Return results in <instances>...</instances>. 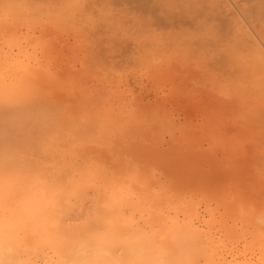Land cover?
I'll return each instance as SVG.
<instances>
[{
  "label": "bare ground",
  "instance_id": "obj_1",
  "mask_svg": "<svg viewBox=\"0 0 264 264\" xmlns=\"http://www.w3.org/2000/svg\"><path fill=\"white\" fill-rule=\"evenodd\" d=\"M95 1L96 0H75L73 2L71 1L72 3H70V0H66V1L65 0H0V264H264V257L261 256V253L262 255L264 254L263 249L260 252V254H258L259 257L258 256L256 257V252L258 251L255 250V253H254V250L252 249L254 246L253 245L254 239L256 240L255 242H258V244L254 243L255 244L254 247L258 249L261 248V245H262L261 243L263 240L261 242L259 241L264 236L263 234H261L263 233L262 231H264V225H262L264 224V205H263L264 203L263 201H261L263 204L257 202L258 200L260 199L262 200L263 198L262 196H258L260 197V199L256 197L258 193H260L259 195H264V194H261V193H264V188L262 185L263 181L259 180V179H264L263 178L264 176V150H262V147H259L260 150L257 148L254 151L255 153L256 151H258V153L260 151V154H259V156L261 155L260 157L258 156L257 153L255 154L257 161L254 159V157H252V160L250 161L246 159H240L241 157L240 158L237 157L238 155L236 154L237 150L232 148L233 147L231 146L232 143L229 145L230 141L232 142L231 138L237 135L235 136L232 135L231 137L228 132L229 134L228 136H230V138H228V144L227 142L225 143L224 141H223L224 143L221 142L220 139L218 140L213 136L210 138L211 140L212 139L213 140L209 142L210 148L208 151L198 150L201 147L195 149V147L193 146L189 147L184 144L183 145L185 147L181 144L183 148H180V147L176 148L177 145L174 146L175 147L174 148L173 145H175L176 140H178L177 137H176L177 139L175 140V142L173 141L174 144L171 143L173 148H170L171 149L170 151L168 150L170 153V156L172 157L173 155L177 157L181 156V159L184 162L188 163V164L185 163L187 167L189 168L188 170L193 169V167H191L192 166L191 162L189 163L188 160H191L195 164V166H198V167H201V166L208 167L209 166V169H207V171L198 172L196 170L195 171L192 170L193 171L192 174L193 175L200 174V176L203 175L204 177L203 180L210 179L216 176L223 181H227L226 183H228L231 186L230 188L232 189L231 190L232 194L230 193V195L228 196L231 198L230 201L232 200L233 203H235L234 200L236 201L238 199L237 202L242 203V205H240V209L242 210L243 208V210H245L244 213L248 210L251 212L252 209H255L253 210L254 215H252L254 216L255 221L253 220L254 218L252 219L250 218V216L248 220L252 219V221H254L255 226H256V223H258L257 225L260 231L257 229L258 227L256 228L254 227V225L252 226L249 225V226L252 228H255V231L256 229L257 231H259V232L256 231L257 233L255 231L253 232V229L251 228L250 230L253 233H256V234L260 233L261 235H259V237L257 235L256 238H254L253 236L255 234L250 235L251 238L253 237L252 238L253 241L251 240V238H249V240H251L252 242V247H250L251 242H248L249 240H246V239H245L246 242L244 240L245 245L243 243L241 245H238L239 240L241 241L242 237L244 238L245 236L244 234L248 233L247 231H245V229H247L246 226H248L246 224L247 222L251 221V220L247 221L245 219L247 218V215H244V213L242 215L241 210L239 209L240 217L242 215V218L240 219V221L246 220L247 222L245 221L246 224L240 222L241 225H239V227L237 224H235V222L239 221V220L237 221L234 220L236 218H239L238 217L239 213L237 211L239 206L236 210L234 209L236 208L235 205H234V208L228 207L227 204L229 202L225 204V206L224 204L223 205L221 204L223 206L221 207V209L222 208L223 209L221 212H219V214L220 216L224 214L222 216L223 218H225L224 216H226L227 217L226 219L228 218L230 219L235 213L234 215L236 218L233 219L232 217L230 219V220L233 219L235 221L234 225L232 221L230 225L237 226V228L239 229H240V226H242L243 228L240 230L241 232H243V234H241L242 236L240 235L239 232H238V235H236L237 231H235V229L238 230L236 227L229 226V223L227 222L229 219L228 220L225 219V221H223V219L220 217L219 219H216V220L223 221V223L222 222L221 223L223 224L224 227H225L224 224L228 223L227 226L229 228L227 226H226L227 228L226 227L225 228L226 230L229 229L230 231L229 233L228 231L223 232V237L225 236V238H222L221 234L215 237L217 233L212 228L215 225L214 223L212 225L211 219L205 218L206 219L205 222L207 220L211 222V225H210L211 227L208 226L207 228L200 227L198 226L199 223L198 225H196L193 221L194 220L193 218L194 217L196 218V213H199L197 212L196 208L198 207V204L200 206V202H201V201H198V204L196 205L195 201L197 202V198L195 195H194L196 198L195 201H192V199H190L192 202L186 201L188 197H190L191 195L193 196L192 194L193 191L191 193V191L189 190L188 193H191V194L190 195L188 194L189 195L188 196L186 192L187 190L183 192L182 186H181L182 191H180V193L178 192L176 193L174 190L172 189L170 190L168 187H167L168 189L164 188L166 187L165 184L167 185V183H165V180L169 179L171 181L172 179V178H168L170 176L168 175V173H167V178L164 177L166 176V174H164L163 176L164 179H162V181L159 180V182L156 181L157 183L155 184L158 186H163L165 190H163L162 187H158V189L161 188L162 191H164L163 193H160L162 191L158 192L159 190L157 191L156 188L154 190V187L152 185L153 182L152 183L149 182L150 180L148 179L149 178L148 174L151 172V170L153 171L155 170L154 168L155 166L152 167L155 164L152 165L153 161L150 159V156L153 155L154 158L159 157L160 159L165 158V157L161 156L163 153L161 155L159 154L160 152H158V149H156L155 144H154L155 145L154 147L146 146L148 145V143L145 142L146 141L145 134L150 133V137H151V131L152 132L155 131L156 128H159L160 126H164V125L167 126L168 123H166V121H167L168 116H166L165 114L162 115L163 113L161 114L158 113V110L157 111L155 110L158 115L155 113V111L153 112L151 111V113H155L156 115L154 114L151 115L150 113H147V111H145V109L142 108L141 106L140 107L142 108V114H141L140 107H139L140 109L136 112L137 114L133 113L135 112V108L132 107L131 104L129 106L130 108L132 107L134 110L133 109L129 110L130 108L128 107L130 100L127 102V105L122 104V106L119 107L118 109L117 107L119 105L117 103H121L122 100L124 99L122 96H121L122 100L121 101L119 100L120 102L115 101L111 96H108L112 98V100L110 99L111 104L113 102H116L115 104L118 105L116 107V109H118V111L116 110L117 113L115 111L114 113L112 112L114 110L113 107L115 108V105L112 104L113 107L110 108L111 104L108 100L109 99L108 97H107L108 99H106L108 101H105V97L103 98L104 101H101L102 104L100 103V101H99V104H97L98 102L97 101L95 102L96 99L95 100L92 99L93 100L92 105H94V107L90 106L91 108L90 107L87 108L88 105H91V104L86 105L87 103H89V99L88 101H86L87 98L84 97V95H87V92L84 91L85 94L84 92L81 93V91L78 92V94L79 93L82 94V95L79 94V98L81 96L82 100L83 101L85 100L83 102L82 100L79 101L80 99L78 98L77 91L73 89L76 91V94H75L74 91L71 90L75 86L73 85L75 83H72L71 80H73V77L76 75H72L70 72L69 73L72 76L70 74L68 75L67 71H69V69L59 66L58 64H57L58 67L57 65L54 66L57 68V69L54 68L56 69V71H53L54 69L52 70L51 66L49 67L50 65L49 64L50 63L49 54L51 53L50 51L51 45L48 39V36H49L48 34L49 32L52 31L54 27H56L57 29L60 28V27H57L58 23L60 24L68 23L70 27L68 26L69 28H66V29L70 30L72 28L71 31H72V34L74 32V37L76 33V35L78 34L79 36H82V35H86L88 37L91 36L93 37L92 40H95L94 37H98V38H101L100 36L103 37V34H105L104 39L107 40L108 38H105V37H107L109 32L113 33V29H114V33L111 34L112 37L108 36L109 40L107 41L109 42L104 43L106 44L107 51H109L107 44L110 43L111 41L114 43L113 39L115 40V38H116L115 41H117L116 43H118V40L120 38L123 39L122 36L126 34L124 31H122L123 27H125L124 23H126V21L128 20H130L131 22L132 20L136 19L135 17L140 18L141 13H142L140 9L142 10L144 9V11H145V8L150 9V5L148 4L149 7L147 8V5H145V3L144 4L142 3L144 5V8H142L143 6L142 7L139 6L140 7L139 9L138 5H140L139 3L141 2L137 0H134V1L133 0H129V1L128 0L126 1L118 0L120 2L122 1V4L124 2V6L118 10L108 6L109 4L112 5L111 3L112 0H109L108 3L104 4V6H100V3L102 4V2L100 3L98 2L99 6L97 8L95 6L96 4ZM132 1L133 3L134 2H139V3L131 4ZM141 1L143 2V0ZM147 1L149 2V0ZM166 1L167 0H165V2ZM237 1L239 0H209V1L206 0L204 1V4L207 2L205 6L202 4L203 2L202 0L201 4L203 6L201 8L205 16H207L206 17L207 19L209 16L210 19L208 20L211 21V18H212L213 20L218 19L219 22L220 21L223 22V26L217 29L215 28L216 29L215 31L219 29H222L223 31L225 29L223 32L224 35H227L225 34V31L228 32L229 30L231 32V33L228 32L230 34V36H228L230 37V39L228 38L230 41H228L227 38L225 39V36L222 37L223 36V34L221 33L222 31L221 32L218 31V34L220 32L221 34L219 35H222L221 36L222 40L218 39V41L224 42L223 39H225V42L224 43L222 42L220 44L217 41V43H219V47L216 48V51L223 47L222 49H220V52L222 53L221 50H223V52L225 51V53L229 55L231 50L235 49L233 46L237 47L238 45H240L237 42H241L242 46H240V48L243 47V49L246 50L245 51L246 54H244L245 52L243 54L242 53L236 54L237 52L234 51L236 52L234 54L235 55L234 61L235 63L236 62L237 63L235 64V67L232 64V66L234 67L233 70H235V68L236 69L240 68L238 66L241 62L238 63V61H240L238 60V58L241 56L242 63L245 62L244 66L246 65L245 66L246 68L243 67L244 68L243 70H244V73L247 72V74L243 76L241 75L242 77L241 76L240 77L242 79L239 77V80L240 81L243 80L241 81V83L247 84V86L250 87L249 88L250 90L249 89L247 90L249 91L248 95L250 93H254L255 91L257 92L258 90V92L260 93L259 97L257 96L255 98L257 99L259 98L258 101L261 99L263 102L264 97L262 98L260 97L264 95L263 94L264 87H261L264 85V82H263L264 80H262V78L264 77V37H263L264 35L262 36L261 35L262 32H260L261 33L260 34L257 31L259 30L257 24L255 22L252 23V20H253L252 18L258 15L255 11L256 8H253V7L255 6L258 9L259 3L256 6L255 4L257 2L255 3L251 0L254 3L253 4L254 6L252 5L253 7L251 8L250 6L249 8H251V10L255 9L254 10L255 14L253 13V11H249V12L246 11L248 12L247 14L243 12V10H245L244 6L246 3L241 1V3L242 2L244 3V5L242 3V6H243V10H242V8L240 7L241 3L237 4ZM67 2L69 4H67ZM129 2L131 5L129 4ZM262 2L263 0L260 3ZM62 3H66V4H62ZM126 4L130 5L129 7H131L132 5H135L134 7L132 6L131 8L135 9L136 7H138L137 11H140V13L139 12L134 13L135 10L134 11L127 10L130 8H128ZM189 5L187 4V6ZM248 6L249 4L246 5V7ZM261 6L263 7V5ZM166 12L168 13L167 16L170 15V17H173L171 16V11H166ZM250 12H252V15H254L252 16V18H251ZM163 14L161 15L162 20L164 18L163 16H166L165 13ZM146 18L147 17L145 15V18H144L145 21H143L142 19L141 20L142 22L136 21V23H134V26H130L132 27L130 28L131 32L132 30H134L133 31L134 33L137 30V33H140L142 30L146 28L147 24H148L147 25L148 28H146L145 30L149 29L150 28L149 26L151 25V24L149 25V23H152L151 20L154 22L155 21L159 22V20L157 21V19L159 18L158 16L156 19H154L155 17L154 18L149 17L151 20L149 19V22L145 25L144 23L148 21V19ZM167 18L165 19L166 20L170 19V18L168 19ZM255 19L253 21H255ZM162 20L160 22H162ZM170 21L171 20H169L168 23ZM165 22L166 21H164V23ZM142 23L145 25L144 27ZM53 24H56V25L53 26ZM219 24H217V26ZM252 24L254 25L256 24L255 26H257V30H256V27ZM51 26H53L52 29H50ZM120 26H123V27H120ZM139 28L140 29L143 28V29L140 30ZM117 30L118 31L120 30L118 34H117ZM138 30L140 31L138 32ZM149 30L151 31V29ZM121 31H122V34H121ZM53 32H54V29H53ZM114 34L116 36L115 38H113ZM119 34H121V37H119L120 36ZM131 34L132 33H130V35ZM143 34L145 35L146 33H143ZM143 34H136L135 32L132 36L135 39L134 37L135 35H137V38H139L138 35L142 36ZM86 36H85V39L88 38ZM127 36L128 35L126 34V39H128ZM216 36H213V37L215 38ZM91 37L89 38L91 39ZM130 38L131 36L129 37V39ZM217 38H220V36H218ZM217 38H215V42L214 41L212 42L214 43L213 45H215ZM122 39H120L119 42H122L121 41ZM152 39L153 41H155V39H159V38L153 36L151 40L150 39L149 40L152 42ZM209 39L210 38H208V41L206 42L209 43V41H212L213 38L210 40ZM236 39H239L240 41ZM140 40H141L140 38L138 41L137 39L133 40L132 45L134 47L137 46V51L140 50V48H142L141 46L147 45L146 43L145 45L144 42L142 41L140 42ZM231 40L233 42L235 41L237 42L233 43L231 42ZM95 41H92V42H95ZM123 41H126V40H123ZM156 41L159 42L160 40H156ZM92 42H91V45H93ZM112 42L111 44H113ZM154 43L152 42V44L155 46ZM227 43L230 44V46H228ZM95 44H96L95 46H98L96 42ZM120 44L122 43H118V45L113 44V48L115 50L121 49L122 47ZM123 44H125V42H123ZM222 44H224V46H222ZM100 45L101 44L99 42V46H98L99 49H97L98 47L97 48L94 47V48L100 51L101 47L104 46L102 45L100 47ZM225 45H227V47ZM29 46L31 47V51H29ZM115 46L116 47L120 46L121 48L118 49L117 47L116 49ZM147 46H150V45H147ZM92 47L93 46L89 48V45H88L86 50H88V48L89 50L90 49L93 50L94 48ZM54 49H57V48H54ZM124 49L126 48L124 47ZM211 49L214 50L213 47ZM225 49L228 50V52ZM141 50H143V48ZM147 50H149V47ZM153 50L156 53V49L154 48ZM159 50L161 51L160 48H158V51ZM98 51H96L95 55L91 53L89 54V52L91 51H88V52L86 51V53L93 56L95 59V56L97 55ZM209 52L214 53L213 51H209ZM209 52L208 54H210ZM144 54H147L146 57L149 56L148 53H144ZM160 55H161V52H160ZM226 56L227 55H225V57ZM230 56H231V53H230ZM236 56H237V60H236ZM150 57L148 58L150 59L149 60L150 63L149 61H147V63L150 65L151 64L153 65L151 61L154 60L155 57L152 60ZM221 57L223 58V55ZM170 58H172V55ZM168 61L169 60H167V62ZM158 64L159 62L156 63V68L159 69V66L161 65L160 70H163L164 67L162 66L164 65L159 64L158 66ZM165 65H166L165 68H167V64ZM247 65H249V68L247 67ZM80 66H82V64ZM87 66L88 65H85L86 68ZM224 66L227 67L226 62ZM256 66L258 68L260 67V69L263 72L262 74L259 73V75L261 76L260 78V76H258L257 73L259 71L261 72V70L259 71L258 69L255 70L256 72L255 75L258 76V80L256 76L254 77V75H252L254 67L256 68ZM153 67L154 65L151 67V69ZM155 69L153 68L154 73L159 72V71H156L157 69L156 70ZM221 69L223 70L225 69L224 71H226V68L222 67ZM251 70L252 72L250 74L249 71ZM80 71L78 72L83 73L82 71L81 72ZM235 71H234V74L235 73L238 74V70H235ZM62 72H64V76L61 75ZM153 72L151 73L153 74ZM209 72H211L210 77L211 76L213 77V75L215 76V73L217 71L214 73L213 68H212V71L211 69H209ZM85 73L84 74L87 77L88 72H85ZM224 73L228 74V71ZM224 73H220V75L216 74V75H219L218 78L221 80V81H217V84H220L223 86L224 82H227L228 84L227 83L226 84L229 86L231 85L230 88L232 87L231 91L233 92V89L235 86L234 84L237 85V83L232 84L233 83L232 82L230 84L228 80L231 81L232 78L229 75L224 74ZM91 74H92V70H91ZM222 74H224L225 77ZM65 75L69 77H66ZM248 75L250 76L252 75V77L255 80L254 83L252 82L253 80L251 78H248ZM151 76L152 75H150V77ZM226 76L229 78H227ZM237 76L238 75L235 74V77ZM64 77L71 83L69 84V82ZM244 77L246 80L248 79L247 83L245 82L246 80H244ZM76 78L74 77L75 80ZM78 78H77V81H78ZM218 78L217 80H219ZM97 79L99 78L97 77ZM213 79L215 80V77H213ZM259 79H260V84L258 82ZM109 80L110 79H108V81ZM240 81H237V82L240 83ZM66 82H68L67 84H69V86L67 85L69 89L66 87V84H64ZM73 82H76V81L73 80ZM114 82L116 81L114 80ZM256 82L258 83L256 84ZM244 84L240 86H244ZM258 84L260 87L258 86ZM76 86H78V84H76ZM80 86H82V84H80ZM225 86L223 87L225 88ZM229 86H226L227 91H230V88H227ZM63 87H65V89ZM254 87H256L255 88L256 90L254 89ZM258 87L262 89L260 90ZM78 88L79 87H76L77 90ZM82 88H84V85ZM235 88H236L235 89L236 96L241 95L243 91L242 90L243 87L242 88L239 87L240 89H238V91H237L238 87L235 86ZM67 89H68V92L70 91L69 94L72 98L71 97L67 98L68 96H66V93H65L67 92ZM212 89H214L213 85H212ZM64 90L66 91L64 92ZM240 91L241 93L238 94L237 92H240ZM63 92L65 93V95L63 94ZM256 92L254 93L255 96H256ZM245 94H246V91H245ZM72 95H77V96H72ZM115 95H112V96L115 97ZM233 97H235L234 93H233ZM243 97H245V95ZM250 97L251 96H249V98ZM65 98L70 100L69 104H68V100L66 101ZM238 98H237V101L240 102L239 105L240 104L242 105L240 101L242 98L240 100H238ZM249 98H246V99L248 100ZM255 98L252 100L255 103V105H253L254 103H252V101L250 102L251 99H249L248 101L249 103L246 102V104H249V105L252 104V106H254L252 110L255 109V107L257 108L259 105H262V102L259 101L261 102L259 103L258 101H256ZM76 100L79 104L81 103V105H78ZM103 102L105 103L108 102L110 105L109 106L107 105L105 108V105H103L104 104ZM73 103H75L74 106L72 105ZM75 105H76V108H75ZM136 105L135 107L138 106ZM101 106H103L104 109H102ZM144 106L145 105H143V107ZM147 106H145V108ZM78 107L80 108V110ZM92 107L97 108V110L96 109L94 110ZM98 107H99V112H98ZM100 107L103 113H101ZM107 107H109L110 109H108ZM73 108L77 112H74ZM83 109L84 110L86 109V111H84ZM257 109H255L256 111H254V114H252L253 116L258 113ZM261 109H263V106L262 108H260V110L258 109L260 114L258 113L256 117L258 118L260 117L258 115H262L260 121L262 122V124H264V121H263L264 119H262V117L264 118L263 116L264 109L263 110ZM146 110H149L150 112V109L146 108ZM72 111L75 114L72 113ZM139 111H140V115H139ZM246 111L248 112V109ZM260 111L263 112V114H261ZM110 112H112V114L114 115H111ZM78 113L80 114L82 113L83 115L82 114L79 115ZM90 113L92 114L90 115ZM98 113H101V114L99 115ZM244 115H248V114H244ZM212 118H215V117H212ZM239 118L242 119L243 116L242 118L241 117ZM209 119H211V117ZM247 120H249L248 122L251 123L250 119H247ZM252 120L256 121L254 118ZM260 121L259 122L257 121L258 124H256L257 122H253L255 123L254 125H256L255 128L257 127V125L258 126L262 125ZM173 122H171V124H173ZM209 122H213L212 119L209 120ZM214 122H217V121L214 119ZM209 124H212V123H209ZM221 125H223V123ZM219 127H221L222 129L224 128L223 126H220V125ZM165 129H168V127L167 128L165 127ZM160 130L162 131L161 128ZM173 130L175 129L173 128ZM208 130L213 131V129H209V128ZM216 131L217 130H215V133ZM256 131H257V128H256ZM248 132H250L249 129H248ZM254 132L255 130L253 131V133ZM238 133H240V131ZM213 134L214 132L209 135H213ZM206 135H207V132H206ZM130 137H131L130 139L131 141L128 139ZM150 137H149V140L152 138ZM181 137H179V140H181ZM246 138H247V135H246ZM254 138L255 137H253V139ZM182 139H185V138H182ZM233 142L235 143V141ZM251 142H254V141H251ZM144 143L146 145H144ZM157 143H160V142L157 141ZM181 143H185V142H182L181 140ZM149 144H151V141L149 142ZM177 144H179L180 146L179 141ZM228 145L231 147H229ZM240 145H242V143L239 144V146ZM94 148H98V150H104L108 152L109 154L112 155L114 160L109 154H107L109 155V158H111V162L108 165L107 164L104 165L103 164L104 160L108 162L109 160H106V158H104V160H100L101 158L100 157L97 158L98 156H96V158L100 160L99 162L103 161L102 163L103 165H102L100 163L97 164L98 161L96 158H94L95 156H93V161L95 162L94 159H96L97 162L95 163V165H92L93 163L91 161V155H92V151ZM240 150L238 152H240ZM159 151L161 150L159 149ZM218 151H220L222 158L218 156L217 154ZM158 154L159 156H157ZM188 154H190L191 156L189 155L190 157H188ZM115 155H118V156L115 157ZM184 156H187V157H184ZM149 159L152 162H149L148 161ZM175 159L173 158L172 160H175ZM181 159H180V162H181ZM247 159H249V157ZM146 160L149 162L148 165L151 163L152 166L151 165L149 166L153 168L151 170L148 169L149 170L148 173L144 170L147 167ZM240 160H244V161L246 160L247 164H245L246 161L244 163L243 161L240 162ZM138 161H140V163H138ZM142 161H146V162L142 163ZM141 163L145 165L146 167L145 166H143V168L141 166L139 167V164L142 165ZM157 164L159 165L158 162ZM223 165L225 167L227 165V167L224 168ZM183 169H185V167H183ZM256 169L257 171L259 170L260 172L257 173ZM169 170L167 171L169 172ZM172 171H175V170L173 169ZM160 172L161 174L163 173L162 171ZM180 172L181 171H179V173ZM153 177H156V176L154 175ZM198 178L200 177L198 176ZM180 180H178V182H181ZM163 182L165 183L164 185H163ZM183 182L186 183L187 181H183ZM158 183H162V185L161 184L159 185ZM260 188H261L260 190L261 192H258V189ZM218 190L220 191V189ZM181 192L186 193V195L188 196L187 199H185V201L183 202L182 201L180 202L179 199L181 198H178V201H176L175 199H177V196L176 198H174V196L176 194H178V196L181 195L182 194ZM197 194H198L197 195L198 197L199 194L201 193L199 192ZM202 195L204 194L202 193ZM209 195L208 197L210 198ZM204 196H206V194ZM208 197H207V200L209 199ZM184 198L182 199L184 200ZM192 198L194 199V197ZM203 198L204 200H206V197H203ZM222 198L223 197H220L221 200H223ZM255 198H257L258 200L257 199H256L257 201L254 200ZM225 199L226 197L224 198V200ZM211 200L212 199H210L209 202L205 201L203 208L207 207L209 209V207H212V206L208 207V205L211 204L210 203ZM228 200H225V201H228ZM217 201H218V197H217V200L214 201L215 203L214 205H217L216 204ZM254 201L255 203H258L260 205H256ZM178 202L182 203V205H180ZM237 202L235 203L236 205L238 204ZM221 205L218 203L217 206L219 207ZM230 206H233V204L231 203ZM216 208L214 207V209ZM224 208H225V211L230 208L228 212L230 211L231 213L226 212L225 214ZM170 209H174V210H170ZM179 209H180V214L182 212L184 213L180 219H179L180 215L177 216V211ZM218 209H216V211L214 210L215 213L219 211ZM231 209H234V211L236 210L237 212L236 211L234 212ZM212 210H213V207H212ZM134 212L139 213L141 216L143 215L144 212L145 213L147 212L149 215H151V217H148V218H146L147 216H145V220L146 219L148 220L151 218L152 220L150 219V222L151 221L152 222L150 224L156 223L155 224L156 230L153 229L154 227L152 228V226L150 225L149 227L148 225L145 226V224H148L149 222L147 220L145 221L147 223L143 222L144 217H137L138 219L136 218L137 219V222H136L134 220V214H133ZM208 214H211L210 216H212L214 213L213 214L208 213ZM230 214L232 215L230 216ZM199 215L201 214H198V216ZM203 216L202 218H204ZM244 216L246 217L244 218ZM213 217L215 219L218 216L217 215L215 216L214 214ZM141 218H143L142 222L144 224L143 223L140 224L138 222L139 219ZM258 220L261 222L263 221L261 225L259 224ZM208 221L207 223L209 224ZM198 222H199V219H198ZM223 226L219 224L218 227L221 230ZM244 226H245V229H244ZM212 229L215 232H212ZM224 230L225 229L223 228V231ZM242 230H244L246 233ZM252 232H250L249 234H251ZM226 233L231 234L232 236L227 235ZM233 236L235 237L238 236V238L241 236L240 237L241 239L237 238L238 240L237 239L234 240V242L237 241L236 242L237 244H235L234 242H232V240H230L232 239L230 237H233ZM246 236L249 237V235H246ZM246 243L249 244V246H247ZM259 244L260 246H258Z\"/></svg>",
  "mask_w": 264,
  "mask_h": 264
},
{
  "label": "rangeland",
  "instance_id": "obj_2",
  "mask_svg": "<svg viewBox=\"0 0 264 264\" xmlns=\"http://www.w3.org/2000/svg\"><path fill=\"white\" fill-rule=\"evenodd\" d=\"M66 1V0H65ZM73 1H75V0H70V3H72ZM114 1V2H113ZM123 1V0H122ZM122 1L120 2V1H118V0H116V2H115V0H112V5H108V6H110V7H112V8H114V9H121L123 6H124V2H123V4H122ZM124 1H126V0H124ZM129 1V0H128ZM134 1V0H133ZM133 1L131 2V4L133 3ZM137 1H140L141 3H139V2H134L133 4H135V3H139L140 5H138V7L140 6V7H142V8H144V3H145V5H147V8L149 7L148 6V4L150 5V9L148 8V9H146L145 8V11H144V9L142 10V9H140V7H139V9H140V11L142 12L141 13V17L140 18H138V17H135L136 19H134V20H132L131 22H130V20H128V21H126V23H124V26L125 27H123V26H120V27H123V30L122 31H124L128 36H127V38L128 39H126V34L125 33H123V34H125V35H123L122 37H123V39L122 38H120V39H122L121 41L122 42H119V40H118V43H122V44H120L121 45V47L119 46H117L118 47V49L119 48H121V49H119V50H115L114 48H113V44L114 45H118V43H116L117 41H115L116 40V36H115V34L113 35V38H115V40L113 39V41H114V43L113 44H111V42L110 43H108L107 44V46H108V49H109V51H107V48H106V44H104V43H106V42H109V41H107V40H109V37L108 36H110V37H112V35L111 34H113L114 33V29H113V33L111 32H109V34L107 35V33H106V35H107V37H105V38H108L107 40H105L104 39V35L105 34H103V37L102 36H100L101 38H103V39H101V38H98V37H94V39L96 40H92V38L93 37H91V36H89V37H91V39L88 37V36H86V35H82V36H79L78 34L76 35V33H75V37H74V32H73V34H72V28L69 30V29H66V28H69L70 26H69V24L68 23H66V24H60V23H58V24H60V25H58L57 24V27H60V28H56V27H54L53 29H54V32H56V33H54L53 32V29H52V27L54 26V25H56V24H53V26H51V28L50 29H52V31L51 32H49V36H48V39H49V41H50V45H51V47H50V51H51V53L49 54V58H50V65H49V67L51 66V69L53 70L54 68H56V67H54V66H56L57 64L59 65V66H62V67H64V68H67V69H69V71H67V73H68V75L71 73L72 75H76V76H74L75 78L77 77H79L78 78V81H77V78H76V80L74 79V77H73V80L74 81H76V82H78V83H76V82H73V80H71V79H69V80H71L72 81V83H75V84H73V85H75L76 86V84H78V86H76V87H79L78 88V90L76 89V87L74 86V88H72L71 90H73V89H75L76 91H77V94H78V92L79 91H81V93L82 92H84V91H86L87 92V95H84V97H86V98H84V99H86V101H88V99H89V103H87L86 105H88V104H91V105H88V107L87 108H89L90 106H93L94 107V105H92V102H93V100H95V102L97 101L98 103L97 104H99V101H100V103L102 104V102L101 101H104L103 100V98L105 97V101H108L109 100V102H110V99L112 100V98L115 100V101H121L122 99H121V96L124 98L123 100H122V102H124V101H126V102H124V103H117L118 105H116L115 103L116 102H113L112 104L113 105H115V108L113 107V105L111 104V102H110V104L108 103V102H103L104 104L103 105H105V108H106V106L108 105H110V108L111 107H113V113H114V111L117 113V111H118V109H119V107H121L122 106V104L123 105H127V102L130 100V102H129V104H128V107L130 108V104H131V106L132 107H134L135 108V112H133V113H136L141 107L142 108H144L145 109V111H147V113H150L151 115H156L157 113H156V111L158 110V113H163L162 115H166V116H168L167 117V121H166V123H168V125L167 126H160L159 128H156V130L155 131H151V137H150V133H147V134H145V142L146 143H148V145H146L145 143H144V145H146V146H149V147H154L155 145H156V149H158V152H160L159 154L161 155L162 153V157H165V158H159V157H156V158H154V156L152 155V156H150V159L153 161H151L150 159L148 160L149 162H152V165L153 164H155V165H151V163L149 164V165H151L152 167H154L155 168V172L153 171V170H151V169H153L151 166H149L148 165V161L146 162V161H142V163L143 162H146L147 163V167L145 166V165H143L142 163V165H140L139 164V167L141 166L142 168H143V166H145L146 168L144 169L147 173L149 172V170H151V172H152V174H151V172L148 174V176H149V182H153L152 183V185H153V187H154V190H155V188L157 189V191L158 192H160V191H162V189L163 190H165L164 188H169L170 190L172 189V190H174L176 193L178 192V193H180V191H182L183 190V192H185L186 190V192H187V195L189 194H191L192 193V191H193V196L191 195L190 197H188L187 195H186V193H183V192H181L182 194H184V195H179L178 196V194H176L175 196H174V198H176V196H177V199H175L176 201H178V198H181V199H179L180 200V202L182 201H185V199H187V197H188V199L186 200V201H190V202H192V201H195V199L197 198V202L195 201V203H196V205L198 204V201H201L200 202V206H199V204H198V207H199V209H198V207L196 208V210H197V212H199V213H196V218L194 217L193 219V221H194V223L196 224V225H198V223H199V225L198 226H200V227H205V228H207L208 226L209 227H211L210 225H211V222H212V225H213V223H214V225L215 226H213L212 228L216 231V236L215 237H217L219 234H221L222 235V238H225V236L223 237V232H227L228 231V233H229V229H227L226 230V228L228 227L227 226V224L229 223V226H233L234 225V222L235 221H237V220H239V221H237V222H235V224H237L238 225V227H239V225H241V223H245L246 224V222L247 221H250V222H247V224L246 225H248V226H246V228L247 229H245V226H244V229H245V231H247L248 233H246L244 230H242V231H244L246 234H244L243 236H244V238L242 237V239L240 238L242 235L241 234H243V232H241L240 230L243 228L242 226H240V229L239 228H237V226H233V227H236L238 230H236L235 228V231H237V234L236 235H238V232L240 233V237L238 238V236L237 237H235V236H233V237H230V238H232V239H230V240H232V242H234V240H236L237 238L238 239H241V241L239 240V244L238 245H241L242 243L244 244L245 242H246V240H249V238H251V236L250 235H253V234H255V235H253L254 236V238H256L257 237V235H258V237H259V235H261V234H263L264 235V231H262L263 233H258V234H256L257 232H259L260 231V229H259V227H258V223H256V226H255V224H254V221H255V218H254V216H252V215H254L253 213V210H255V209H252L251 210V212L248 210V211H246L245 213H244V211L245 210H243V208H242V210L240 209V205H242V203L241 202H237V200L235 201L234 200V202L236 203H238L237 205L235 204V203H233V201L231 200L230 201V197H228L229 195H230V193L232 192L231 190V186L228 184V183H226L227 181H223V180H221L220 178H218V177H213V178H210V179H205V180H203L204 179V177H203V175H201L200 176V174H192L193 173V171H198V172H200V171H207V169H209V166L207 167V166H201V167H198V166H195V164L191 161V160H188L189 161V163L191 162V164H192V166L191 167H193V171L192 170H188L189 168L187 167V165L186 164H188V163H186V162H184L182 159H181V156H179V157H177V156H174L173 155V157L172 156H170V153H169V151L171 150L170 148H173L174 146H176V148L177 147H180V148H183V146L184 145H186V146H189V147H195V149L196 148H199V147H201L200 149H198V150H202V151H208L209 150V146H210V144H209V142L210 141H212L210 138L211 137H215L216 139H220L221 140V142H227V144H228V138H230V136L232 137V135H237V136H235V137H233V138H231L232 139V142L230 141V143H229V145L231 144V146H233L232 148H234L235 150H237V153L236 154H238L237 155V157H241L240 159H246V160H252V157H254V159L256 160V156H255V154L257 153L258 154V156H259V154H260V151H259V153H258V151H256V153L254 152L255 151V149H259V147H262V150H264V127H263V125L264 124H262V122L260 121L261 120V116L262 115H258V116H260V117H258L259 118V120H258V118L256 117V115L259 113V110H260V108H262V106H263V109H264V105H263V103H264V100H263V102H262V100L260 99L259 101H261L262 102V105H259L257 108L259 109H257L256 107H255V109H257V111H258V113L257 114H255L254 116L252 115V114H254V111H256L255 109H253L252 110V108L254 107V106H252V104H246V102H248L249 101V99H251L250 100V102L255 98V97H259V92H258V90H257V92H256V96L254 95V93H250L249 95H248V93H249V91H247L250 87L249 86H247V84H244V83H241V81H243V80H239V77L242 75H245V74H247V72L246 73H244V68L243 67H245L244 66V63H242V58H241V56L238 58V60H240V61H238V63L239 62H241L240 64H239V66L238 67H240V68H235V70H238V74L237 73H235L236 75H238L237 77H235V74H234V71L235 70H233L234 69V67H235V64L237 63H235V61H234V59H235V53L236 54H238V53H244L246 50L245 49H243V47H241L242 48V50H241V48H240V46H242L241 45V42H237V41H235V42H237V43H239L240 45H238L239 46V48H238V46L236 47V46H233L235 49L233 50H231V56H230V53H229V55L227 54V53H225V51L223 52V50H221L222 51V53L220 52V49H222V48H220L219 50H217L216 51V48H218L219 47V43L221 44L222 42H220V41H218V39L219 40H222L221 39V36L222 35H219V34H223V36L222 37H224L225 36V39L227 38V40L228 41H230L229 39H230V37H228V36H230V34L228 33V32H230L229 30H228V32L227 31H225V34H227V35H224V30L222 31V29H219V30H217V31H215L217 28H219V27H221V26H223V22H219V20L218 19H212L211 18V21L210 20H208V19H210L209 18V16H208V19L206 18L207 16H205V14H204V12H203V10H202V6L203 5H205L204 4V1H206V0H203V2H202V4H201V1L202 0H167L166 2H165V0H149V2L147 1V0H143V2L141 1V0H137ZM145 1V2H144ZM209 1V0H208ZM241 1H243L244 3H246L245 4V10H243V6H242V3H241ZM257 2L255 5L257 6V4L259 3V5H258V9H257V7H255L253 4V2ZM239 0V1H237V4H240L241 3V8H242V10H243V12H245V13H247L248 14V12L249 11H253V13L255 14V12H254V10H251V8L253 7V8H256V13L258 14H256L257 16H254V15H252V12H250L251 13V18H252V16H254L252 19L254 20L255 18H257V19H255V21H253L252 20V23H256L257 24V26H258V29L259 30H257V26H255L254 24H252V25H254L255 27H256V30L260 33V32H262V36L264 35V0H263V2L262 3H260L262 0ZM69 2V1H68ZM67 2V4H69ZM96 2V4H95V6H96V8L99 6V3L100 2H102V4L100 3V6H104V4H106V3H108L109 2V0H96L95 1ZM99 2V3H98ZM146 2H148V3H146ZM98 3V4H97ZM127 3V2H126ZM143 3V4H142ZM189 5V6H187V4ZM244 3H243V5H244ZM62 4H66V3H62ZM129 4H130V2H129ZM130 4V5H131ZM249 4V6L248 7H246V5H248ZM130 5H127L126 4V6L128 7V8H130V9H127V10H132V11H134V13L135 12H139L140 13V11H137V8L138 7H136L135 9H133V8H131L132 6L134 7L135 5H132L131 7H129ZM136 5V6H137ZM253 5V6H252ZM261 5H263V7L261 6ZM152 6V7H151ZM206 6V5H205ZM251 6V8H249ZM146 7V6H145ZM260 7V8H259ZM152 8V9H151ZM138 9V10H139ZM249 9V10H248ZM147 10V11H146ZM152 10V11H151ZM171 11V16H173V17H170V15L169 16H167L168 15V13L166 12V11ZM162 11V12H161ZM173 11V12H172ZM246 11H248V12H246ZM157 13V14H156ZM161 13V14H160ZM163 13H165V15L166 16H163L164 18H163V20H162V17H161V15L163 14ZM170 14V13H169ZM145 15H146V19H148V21H146V23H144L145 25L149 22V17H151V18H154V19H156L157 18V16L159 17L158 19H157V21L159 20V22H154V21H152L151 19V22L152 23H149V29H151V31L149 30V29H147V30H145L146 28H148L147 27V25H146V28L144 29V30H142V29H140V30H142L140 33H137V30L135 31L136 32V34H143V33H146L145 35L143 34L142 36L141 35H138L139 36V38L141 39L140 40V42L142 41V42H144V44L146 43L147 45H150V46H147L146 44V46H141V45H139V46H141L142 48H143V50H141L142 48H140V50H138L139 52H141V53H139L138 51H137V46L136 47H134L132 44H133V40H135V39H137V41L139 40V38H137V35H135L134 37H135V39L133 38V34L135 33H133V31L134 30H132V32H131V29L130 28H132V27H130V26H134V23H136V21L138 22V21H140V22H142L141 20L143 19V21H145L144 20V18H145ZM164 15V14H163ZM136 16H137V14H136ZM153 16V17H152ZM170 18L169 20H171L169 23H168V21L169 20H166L165 18ZM161 18V19H160ZM167 18V19H168ZM162 20V22H160ZM164 21H166L165 23H164ZM209 21V22H208ZM127 22H129V23H127ZM220 23V24H219ZM225 23V22H224ZM125 24H127V25H125ZM143 24V23H142ZM143 24V27L145 26ZM217 24H219L218 26H217ZM216 25V26H215ZM62 26V27H61ZM67 26V27H66ZM69 26V27H68ZM142 26V25H141ZM140 26V27H141ZM215 26V27H214ZM225 26V25H224ZM119 27V28H120ZM116 28V27H115ZM118 28V29H119ZM216 28V29H215ZM224 28H226V27H224ZM57 29V30H56ZM60 29V30H59ZM128 29H130V30H128ZM136 29V28H135ZM63 30V31H62ZM140 30H138V32L140 31ZM122 31H121V34H122ZM130 31V32H129ZM218 31H222L221 33L219 32V34H218ZM53 32V33H52ZM69 32V33H68ZM115 32H116V30H115ZM118 32H120V30L118 31L117 30V34H118ZM148 32V33H147ZM227 32V33H226ZM52 33V34H51ZM129 33V34H128ZM130 33H132L131 35H130ZM215 33V34H214ZM231 33V32H230ZM59 34V35H58ZM116 34V35H117ZM121 34H119L120 36L119 37H121ZM51 35V36H50ZM67 35V36H66ZM217 35V36H216ZM85 36L86 37H88V38H86L85 39ZM118 36V35H117ZM125 36V37H124ZM131 36V38L129 39V37ZM153 36H155V37H158L159 39H155V41H153V39H152V42L155 44V46L152 44V42L150 41L151 40V38L153 37ZM213 36H216L215 38H217L218 36H220V38H217V40H216V43H215V45H213L214 43H212L213 41L215 42V38L213 37ZM227 36V37H226ZM232 36V35H231ZM67 37V38H66ZM264 37V36H263ZM161 38V39H160ZM208 38H210V39H212V41H209V43L208 42H206V41H208ZM229 38V39H228ZM237 38V37H236ZM99 39H101V40H99ZM118 39V38H117ZM150 39V40H149ZM209 39V40H210ZM225 39H223L224 40V42H225ZM91 40V41H90ZM104 40V41H103ZM123 40H126V41H123ZM132 40V41H131ZM156 40H160L159 42L158 41H156ZM236 40H238V41H240L239 39H236ZM54 41H56V42H54ZM90 41V42H89ZM92 41H95L97 44H98V46H99V42H100V47L102 46V45H104V46H102L101 47V50L100 51H98L97 49H99V47L98 46H95L96 44H95V42H92ZM101 41H102V43H101ZM128 41V42H127ZM146 41V42H145ZM217 41L219 42V43H217ZM61 42V43H60ZM91 42L93 43V45H91ZM123 42H125V44H123ZM132 42V43H131ZM148 42V43H147ZM150 42H151V44H150ZM223 42V43H224ZM231 42H233L232 40H231ZM235 42H233V43H235ZM52 43V44H51ZM129 43V44H128ZM211 43V44H210ZM230 43V42H229ZM89 45V48H91V46H93L92 48H94V47H98L97 49H93V50H89V48H88V50H86L87 49V46ZM112 46H111V45ZM209 44V45H208ZM217 44H218V46H217ZM228 44V43H227ZM232 44V43H231ZM91 45V46H90ZM125 45V46H124ZM128 46V47H127ZM158 46V47H157ZM215 46V47H214ZM217 46V47H216ZM222 46H224V44H222ZM226 47H227V45H225ZM228 46H230V44H228ZM117 47L115 46V48L117 49ZM124 47L126 48V49H124ZM134 47V48H133ZM148 47H149V50H147L148 49ZM213 47V49L218 53H216L214 50H212L211 48ZM54 48H57V49H54ZM145 48V49H144ZM156 49V53H155V51L153 50V49ZM158 48H160L161 49V51L159 50L158 51ZM168 48V49H167ZM169 48H170V50H169ZM114 49V50H113ZM138 49H139V47H138ZM152 51H151V50ZM227 49V48H226ZM225 49V50H226ZM239 49V50H238ZM98 51L97 52V55L95 56V59H94V57L93 56H91V55H89L90 53L91 54H93V55H95V53H96V51ZM105 50H106V52H105ZM112 50V51H111ZM241 50V51H240ZM29 51H31V47L29 46ZM86 51L88 52V51H91V52H89V54L88 53H86ZM95 51V52H94ZM143 51V52H142ZM149 51V52H148ZM209 51H213L214 53H211V52H209ZM227 52H228V50H226ZM230 51V50H229ZM233 51V52H232ZM234 51H236V52H234ZM243 51V52H242ZM60 52V53H59ZM150 52H152V53H150ZM159 52V53H158ZM160 52H161V55H160ZM165 52V53H164ZM167 52V53H166ZM208 52L210 53V54H208ZM221 54H220V53ZM85 55H84V54ZM144 53H148V57H146V55L147 54H144ZM153 53H154V55H153ZM171 53V54H170ZM215 53H216V55H215ZM152 54V55H151ZM244 54H246V52L244 53ZM150 55H151V57H150ZM158 55V56H157ZM171 55H172V58H170L171 57ZM223 55V58L221 57ZM225 55H227L226 57H225ZM84 56V57H83ZM153 56V57H152ZM157 56V57H156ZM166 56V57H165ZM220 56V57H219ZM229 56V57H228ZM237 56H239V55H237ZM237 56H236V60H237ZM151 58V60L154 58V60H152L151 61V63H153V65H154V69L156 68V63L157 62H159V64H162V65H164V66H162V67H164L163 68V70H160L161 68H160V66H159V64H158V66H159V69L158 68H156L155 70L156 71H159V72H157V73H154L153 71V68L151 69V67L153 66L152 64V66L150 65V64H148L147 63V61H149L150 59H148V58ZM161 57V58H160ZM228 57V58H227ZM243 57V56H242ZM161 60H159V59ZM217 58H219V59H217ZM221 58H222V60H221ZM54 59V60H53ZM229 59H231V60H229ZM52 60V61H51ZM96 60V61H95ZM167 60H169L168 62H167ZM172 60V61H171ZM157 61V62H156ZM163 61V62H162ZM220 61V62H219ZM228 61H229V63H228ZM60 62V63H59ZM69 62V63H68ZM156 62V63H155ZM162 62V63H161ZM164 62H165V64H167V68H165L166 67V65L164 64ZM167 62V63H166ZM221 62H223V63H221ZM225 62H226V66L227 67H225L224 65H225ZM53 63V64H52ZM86 63V64H85ZM149 63H150V61H149ZM169 63V64H168ZM228 63V64H227ZM231 63V64H230ZM62 64V65H61ZM71 64V65H70ZM82 64V66H80ZM223 66H222V65ZM232 64H233V66H232ZM52 65H53V67H52ZM58 65H57V67H58ZM85 65H88L87 66V68L85 67ZM231 65V66H230ZM72 66V67H71ZM90 66V67H89ZM157 66V67H158ZM71 67V68H70ZM80 67V68H79ZM82 67H84V68H82ZM89 67V68H88ZM226 68V71H224L223 69H221V68ZM233 67V68H232ZM237 67V66H236ZM247 67L249 68V65H247ZM212 68H213V72L215 73L216 71V73H215V76L213 75V77H215V80L213 79V77L211 76L210 77V73L211 72H209V69H211V71H212ZM246 68V67H245ZM57 69V68H56ZM56 69H54L53 71H56ZM83 72V73H79L78 71H80V70ZM92 70V74H91V70ZM150 69H151V71H150ZM228 69V70H227ZM258 69V71L259 70H261L260 69V67L258 68L257 66H256V68L254 67V70H253V73H252V75H254V77L256 76V78H257V80H258V76H260L259 75V73L260 74H262L263 72H262V70H261V72L259 71H257L258 73H257V75H255V70H257ZM78 70V71H77ZM86 70V71H85ZM88 70V71H87ZM90 70V71H89ZM94 70V71H93ZM248 70V69H247ZM246 70V71H247ZM58 71V70H57ZM63 71H65V70H63ZM80 71V72H81ZM88 72V75H87V77H86V73L85 72ZM155 71V72H156ZM228 71V74L227 73H224V72H227ZM70 72V73H69ZM151 72H153V74L151 73ZM219 72V73H218ZM235 72H237V71H235ZM250 72V74H251V72H252V70L251 71H249ZM66 73V74H67ZM85 73V74H84ZM220 73H224V74H227V75H229L231 78V81H229L228 80V82H230V84L232 83V84H234V83H237V85H239V86H237L236 84H234L236 87H238L237 88V91H238V89H240L239 87H243V91H242V93H241V91L240 92H237L238 94L239 93H241V95H237L236 96V93H235V86H234V89H233V92L231 91V89H232V87L230 88V86L229 85H227L228 83L227 82H224V85L223 86H229V87H227V88H230V91H227L226 90V86H225V88L222 86V85H220V84H217V81H221L218 77H219V75H220ZM70 74V75H71ZM82 74V75H81ZM91 74V75H90ZM155 74V75H154ZM213 74V73H212ZM216 74H219V75H216ZM224 74H222V75H224ZM61 75H63L64 76V72H62L61 73ZM71 75V76H72ZM78 75V76H77ZM80 75V76H79ZM90 75V76H89ZM92 75H93V77H92ZM150 75H152L151 77H150ZM252 75L250 76V75H248V78H251L252 80V82L254 83L255 82V80H254V78L252 77ZM66 76V75H65ZM172 76V77H171ZM216 76H217V78L219 79V80H217V78H216ZM241 76V77H242ZM66 77H69V76H66ZM92 77V78H91ZM97 77L99 78V79H97ZM106 77V78H105ZM158 77V78H157ZM221 77V76H220ZM224 77H225V75H224ZM227 77V76H226ZM235 77V78H234ZM240 77V78H241ZM65 78V77H64ZM112 78V79H111ZM227 78H229V77H227ZM255 78V79H256ZM260 78H261V76H260ZM66 79V78H65ZM81 79V80H80ZM101 79V80H100ZM108 79H110L109 81H108ZM116 81V82H114V80ZM223 79V78H222ZM242 79V78H241ZM67 80V79H66ZM65 80V81H66ZM89 80V81H88ZM98 80V81H97ZM118 80V81H117ZM225 80V79H224ZM244 80H246L245 79V77H244ZM248 80V79H247ZM247 80L245 81L246 83H247ZM262 80H264V77L262 78ZM68 81V80H67ZM105 81V82H104ZM112 81V82H111ZM237 81H240V83H238ZM250 81V82H251ZM69 82V84L71 83L70 81H68ZM68 82H66V83H64V84H66V87L69 89V84H67ZM102 82V83H101ZM259 84H260V79H259ZM258 82H256V84L258 83ZM264 82V81H263ZM107 85H106V84ZM115 83H116V85H115ZM174 83V84H173ZM227 83V84H226ZM249 83V82H248ZM63 84V85H64ZM80 84H82V86H80ZM176 84V85H175ZM244 84V86H240V85H243ZM250 84V83H249ZM259 84H258V86H259ZM68 85V86H67ZM72 85V86H73ZM83 85H84V88H82L83 87ZM103 85V86H102ZM106 85V86H105ZM114 85V86H113ZM212 85H213V87H214V89H212ZM65 86V85H64ZM93 86V87H92ZM119 86V87H118ZM210 86V87H209ZM247 86V87H246ZM86 87H87V89H86ZM114 87V88H113ZM257 87V86H256ZM256 87H254V89L256 88ZM260 87V86H259ZM258 87V88H259ZM261 87H264V85L263 86H261ZM64 89H65V87H63ZM71 88V87H70ZM91 88H92V90H91ZM115 88H116V90H115ZM257 88V89H258ZM68 89H67V92H65L66 90H64V92L66 93V96H68L67 98H69V97H71L70 96V94H69V92H68ZM80 89V90H79ZM85 89V90H84ZM212 89V90H211ZM244 89H245V91H246V94H245V91H244ZM260 89V88H259ZM262 89V88H261ZM260 89V90H261ZM75 90H73L74 91V93L76 94V91ZM225 90V91H224ZM250 90V89H249ZM256 90V89H255ZM118 91H120V92H118ZM123 91V92H122ZM251 91V92H252ZM63 92V94L65 95V93ZM100 92V93H99ZM232 94H231V93ZM244 92V93H243ZM69 95H68V94ZM73 93V94H74ZM81 93H79L80 95H82ZM96 93H97V95H96ZM221 93V94H220ZM233 93H234V96L235 97H233ZM262 93V92H261ZM79 94H78V98H79ZM84 94H85V92H84ZM91 94V95H90ZM106 94H107V96H106ZM116 94V95H115ZM124 94V95H123ZM264 94V93H263ZM101 95H102V97H101ZM112 95H115V97L114 96H112ZM225 95H227V96H225ZM245 95V97L246 98H249V96H251L248 100L245 98V97H243V96ZM66 96H64V97H66ZM72 96H77V95H72ZM92 98H91V97ZM108 96H111V97H108ZM242 96V97H241ZM109 99H108V98ZM227 97V98H226ZM239 97V98H238ZM262 97H264V95L263 96H261L260 98H262ZM72 98V97H71ZM70 98V99H71ZM98 98V99H97ZM237 98H238V100H240L241 98V103H242V105L240 106L239 105V103L240 102H238L237 101ZM66 99V98H65ZM80 100L79 101H81L82 100V97L80 96V98H79ZM93 99V100H92ZM106 99H108V100H106ZM256 99V101H258V99L257 98H255ZM68 100V104L70 103L69 101V99H66V101ZM134 102H132V101ZM141 100V101H140ZM83 101V100H82ZM85 101V100H84ZM83 101V102H84ZM119 101V102H120ZM139 101V102H138ZM255 101V100H254ZM255 101V102H256ZM258 101V102H259ZM76 102H77V100H76ZM75 102V103H76ZM133 103V105H132V103ZM261 102H259V103H261ZM75 103H73L72 105L74 106V104ZM78 103V102H77ZM138 105H136V104ZM139 103H141V104H139ZM218 103V104H217ZM249 103V102H248ZM252 103H254L253 101H252ZM257 103V102H256ZM100 104V105H101ZM148 106H147V105ZM71 105V104H70ZM78 105H81V103L79 104L78 103ZM83 105H85V104H83ZM96 105V104H95ZM135 105L137 106V107H135ZM143 105H145V106H147L146 108L147 109H150V112H149V110H146V108H145V106L143 107ZM238 105V106H237ZM247 105V106H246ZM248 105H249V107H248ZM253 105H255V103L253 104ZM258 105V104H257ZM256 105V106H257ZM118 106V107H117ZM141 106V107H140ZM212 106V107H211ZM86 107V106H85ZM85 107H83V108H85ZM92 107V108H93ZM96 107V106H95ZM102 107V109H104L103 108V106H101ZM101 107H100V109H101ZM116 107L118 108V109H116ZM130 108L129 110H131V109H133V108ZM140 107V108H139ZM150 107V108H149ZM75 108H76V105H75ZM79 108V107H78ZM91 108V107H90ZM108 109H110L109 107H107ZM142 108H141V114H142ZM153 108V109H152ZM74 109V108H73ZM94 110L96 109L97 110V108H93ZM102 109H101V113H103L102 112ZM248 109V112L246 111ZM263 109H261V110H263ZM76 110H78V109H76ZM79 110H80V108H79ZM84 110V109H83ZM90 110V109H89ZM117 110V111H116ZM134 110V109H133ZM156 110V111H155ZM232 110V111H231ZM243 110V111H242ZM84 111H86V109L84 110ZM93 111V110H92ZM91 111V112H92ZM151 111L153 112V111H155V113H151ZM212 111V112H211ZM226 111H227V113H226ZM241 111V112H240ZM245 111H246V113H245ZM252 111H253V113H252ZM74 112H77V111H75V109H74ZM73 111H72V113H74ZM97 112V111H96ZM98 112H99V107H98ZM105 112V111H104ZM112 112H110V114L111 115H114V114H112ZM261 112V111H260ZM83 113V112H82ZM81 113V114H82ZM101 113H98L99 115L101 114ZM115 113V114H116ZM145 113V112H144ZM147 113H146V115H147ZM75 114V113H74ZM79 115H81L80 113H78ZM88 114H89V112H88ZM92 113H90V115H91ZM137 114V113H136ZM149 114V115H150ZM159 114V115H160ZM244 114H248V115H244ZM260 114V113H259ZM261 114H263V112H261ZM72 115V114H71ZM83 115V114H82ZM86 115H87V113H86ZM95 115V114H94ZM106 115V114H105ZM118 115V114H117ZM139 115H140V111H139ZM158 115V114H157ZM216 115V116H215ZM236 115V116H235ZM242 116H243V118H242ZM252 116H253V118L256 120V121H254V120H252L253 118H252ZM263 116H264V114H263ZM211 117V119H212V121L213 122H209V120H211V119H209ZM212 117H215V118H212ZM239 117H241L242 119H240ZM250 117V118H249ZM170 118V119H169ZM171 118H172V120H171ZM246 119V121H245V119ZM257 118V119H256ZM214 119L218 122H214ZM228 119V120H227ZM230 119H232V120H230ZM247 119H250L251 120V123H249L248 121L249 120H247ZM262 119H264L263 117H262ZM170 120H171V122H173V124H171V122H170ZM219 120V121H218ZM230 120V121H229ZM237 121V122H236ZM261 122V126L259 125H257V131H256V128H255V126L256 125H254L255 123H253V122ZM264 121V120H263ZM242 122V123H241ZM247 122V123H246ZM258 122L256 123V124H258ZM209 123H212V124H209ZM217 125H216V124ZM223 123V125H221ZM230 123V124H229ZM220 126H223L224 128L222 129L221 127H219V125ZM238 124V125H237ZM241 126H240V125ZM260 124V123H259ZM171 127H173V126H175V127H173L175 130H173V128H171ZM213 125V126H212ZM216 125V126H215ZM234 125V126H233ZM244 125V126H243ZM210 126V127H209ZM215 126V127H214ZM229 126V127H228ZM252 126V127H251ZM254 126V127H253ZM163 127V128H162ZM165 127L167 128L168 127V129H165ZM244 127V128H243ZM251 127V128H250ZM160 128L162 129V131L160 130ZM172 130H171V129ZM208 128L209 129H213V131L211 132V131H209L208 130ZM218 128V129H217ZM243 128V129H242ZM254 128V129H253ZM239 129V130H238ZM247 129V130H246ZM248 129H249V131L250 132H248ZM164 130V131H163ZM171 130V131H170ZM215 130H217L218 131V133H217V131H216V133H215ZM222 130H224V131H222ZM244 130V131H243ZM255 130V132L253 133V131ZM168 131V132H167ZM175 131V132H174ZM240 131V133H238ZM242 131V132H241ZM251 131H252V133H251ZM156 134H155V133ZM171 132V133H170ZM206 132H207V135H206ZM214 132V134L213 135H209V134H212ZM222 132V133H221ZM228 132H229V134H230V136H228L229 134H228ZM249 134H248V133ZM164 133V134H163ZM171 136H169L168 134ZM220 133H221V135H220ZM233 133V134H232ZM245 133V134H244ZM165 135V136H163V135ZM240 134V135H239ZM241 134H242V136H241ZM244 134V135H243ZM251 134V135H250ZM254 134H255V136H254ZM147 135V136H146ZM149 135V136H148ZM155 135V136H154ZM175 135V136H174ZM241 136V137H239V136ZM246 135H247V138H246ZM249 135V136H248ZM156 136H157V138H156ZM182 136V137H181ZM184 136V137H183ZM188 136V137H187ZM217 136V137H216ZM149 137L151 138L150 140H149ZM163 137V138H162ZM178 138V140H176L177 138ZM179 137H181V140H182V142H185V143H181V140H179ZM190 137H192V138H190ZM237 137V138H236ZM253 137H255L254 139H253ZM172 138V139H171ZM182 138H185V139H182ZM190 138V139H189ZM244 138V139H243ZM129 140L131 139V137L130 138H128ZM208 139H209V141H208ZM237 139V140H236ZM256 139V140H255ZM172 140V141H171ZM175 140H176V142H175ZM127 141V140H126ZM131 141V140H130ZM151 141V144H149V142ZM155 141H156V143H155ZM157 141L158 142H160V143H157ZM164 141V142H163ZM173 141L175 142V145H173V147H172V144H174L173 143ZM178 141H179V143H180V146H179V144H177L178 143ZM233 141H235V143L233 142ZM246 141V142H245ZM251 141H254V142H251ZM189 142V143H188ZM223 142V143H224ZM238 142V143H237ZM130 143V142H129ZM161 143H162V145H161ZM172 143V144H171ZM242 143V145H240L239 146V144H241ZM155 144V145H154ZM183 146H182V145ZM219 144H220V142H219ZM151 145V146H150ZM160 145V146H159ZM171 147H170V146ZM226 145V144H225ZM228 145V146H229ZM236 145V146H235ZM239 147H238V146ZM231 146H229V147H231ZM257 146V147H256ZM159 147V148H158ZM185 147V146H184ZM245 149H244V148ZM248 147V148H247ZM252 147V148H251ZM255 147V148H254ZM168 148V149H167ZM175 148V147H174ZM237 148V149H236ZM254 148V149H253ZM159 149L161 150V151H159ZM166 149H167V151H166ZM240 149H242V150H240V152H238ZM164 152H163V151ZM169 150V151H168ZM260 150V149H259ZM168 153V154H167ZM240 153H242V154H240ZM243 153H245V154H243ZM254 153V154H253ZM107 154H109L108 152H106V151H104V150H98V148H94L93 149V151H92V155H91V161H92V165H95V163L97 162V164H102L103 163V161H101V162H99L100 160H104V158H106V160H109V162L108 161H105L104 160V165L105 164H110V162H111V158H109V155L112 157V155L111 154H109V155H107ZM151 154H153V153H151ZM159 154L157 155V156H159ZM217 154H218V156H220V158H222V155H221V153H220V151H218L217 152ZM253 154V155H252ZM169 155V156H168ZM190 154H188V157H190L189 156ZM93 156H95L94 158H96V156H98L97 158H101L100 160L99 159H97V161H96V159H94L95 160V162L93 161ZM103 156V157H102ZM116 156H118V155H115V157ZM261 156V155H260ZM259 156V157H260ZM172 157V158H171ZM184 157H187V156H184ZM249 157V159H247ZM175 159V160H172V159ZM178 158V159H177ZM112 159L114 160V158L112 157ZM153 159H155V160H153ZM171 159V160H170ZM180 159H181V162H180ZM261 159V158H260ZM245 160V161H246ZM159 163V165L157 164V162ZM170 161V162H169ZM173 161V162H172ZM241 161H243L244 163H245V161L244 160H240V162ZM257 161V160H256ZM106 162H108V163H106ZM183 162H184V164H183ZM242 162V163H243ZM138 163H140V161H138ZM146 163H144V164H146ZM163 163V164H162ZM166 163V164H165ZM175 163V164H174ZM186 163V164H185ZM102 164V165H103ZM162 164V165H161ZM179 164V165H178ZM245 164H247V161H246V163ZM249 164V163H248ZM166 165V166H165ZM171 165H172V167H171ZM204 165V164H203ZM160 166H162V167H160ZM182 166V167H181ZM224 166V165H223ZM183 167H185V169H183ZM198 168V169H196V168ZM206 167V168H205ZM226 167H227V165H226ZM225 166H224V168H226ZM156 168H158V169H156ZM168 168V169H167ZM182 170H181V169ZM204 168V169H203ZM211 168V167H210ZM149 169V170H148ZM164 169V170H163ZM170 169V170H169ZM175 170V171H172V170ZM200 169V170H199ZM255 169V168H254ZM254 169H253V171H254ZM167 170H169V172L167 171ZM181 171L180 173H179V171ZM188 170V171H187ZM160 171H162L163 173L161 174V172ZM167 171V172H166ZM177 171V172H176ZM256 171H257V169H256ZM159 172H160V174H159ZM166 172V173H165ZM170 172H171V174H170ZM185 172V173H184ZM190 172V173H189ZM258 172H260L259 170L257 171V173ZM154 173V174H153ZM167 173H168V175H170L168 178H172L171 179V181H173V182H171L169 179H167V180H165V183H167V185L163 182V185L165 184V186L166 187H164L163 188V186H158V185H155L157 182H159V180L160 181H162V179H164V177H166L167 178ZM174 173V174H173ZM254 173H255V171H254ZM256 173V174H257ZM164 174H166V176H164ZM191 174V175H190ZM155 175L156 177H153V176ZM159 175H161V176H159V178H158V176ZM177 175V176H176ZM184 175V176H183ZM190 175V176H189ZM259 175V174H258ZM164 176V177H163ZM173 176V177H172ZM192 176H193V178H192ZM195 176H196V178H195ZM198 176L200 177V178H198ZM151 177V178H150ZM188 177V178H187ZM165 178V179H166ZM190 178V179H189ZM263 178H264V176H263ZM154 179H155V181H154ZM174 179V180H173ZM176 179V180H175ZM180 179H182V180H180ZM196 179V180H195ZM198 179V180H197ZM213 179V180H212ZM178 180H180L181 182H183V181H187L186 183L185 182H183V183H181V182H178ZM260 181H263L262 182V185H263V188H264V179H259ZM157 181V182H156ZM164 181V180H163ZM169 181V182H168ZM208 181V182H207ZM174 182H175V184H174ZM204 182V183H203ZM222 182V183H221ZM224 182V183H223ZM159 185L161 184L162 185V183H158ZM170 184H172V185H170ZM226 184V185H225ZM228 184V185H227ZM259 184V183H258ZM174 185V186H173ZM176 185V186H175ZM189 185H190V187H189ZM206 185V186H205ZM222 185V186H221ZM260 185H261V183H260ZM259 185V186H260ZM179 186V187H178ZM183 188H182V187ZM186 186H187V188H186ZM211 186V187H210ZM225 188H224V187ZM226 186H228V187H226ZM158 187H162V189L160 188V189H158ZM172 187V188H171ZM175 187V188H174ZM194 187H196V188H194ZM220 189V191L217 189ZM261 187V186H260ZM167 188V189H168ZM177 188V189H176ZM181 188H182V190H181ZM207 188V189H206ZM208 188H210V189H208ZM213 188V189H212ZM224 188V189H223ZM262 188V187H261ZM261 188L260 189H258V192H261L260 190H261ZM192 189V190H191ZM223 189V190H222ZM228 189H229V191H228ZM191 191V193H188V191ZM156 191V192H157ZM209 191V192H208ZM213 191V192H212ZM224 191H225V193H224ZM164 191H162V192H160V193H163ZM196 192V193H195ZM201 193V194H199V196L197 197V193ZM208 192V193H207ZM221 192V193H220ZM228 192H229V194H228ZM257 192V193H258ZM202 193L205 195L206 194V196H204V195H202ZM210 194V195H209ZM211 194H213V195H211ZM232 194V193H231ZM260 193H258L257 195H256V197H258V196H262V198L264 199V195H259ZM261 194H264V193H261ZM185 195H186V197H185ZM196 196V198H195V196ZM208 195L210 196V198L208 197ZM219 195H220V197H223L222 199L223 200H221L220 199V197H219ZM224 195V196H223ZM226 195V196H225ZM180 196H182V197H180ZM185 198H184V197ZM192 197H194V199L192 198ZM203 197H206V200H204V198ZM207 197L209 198L208 200H207ZM217 197H218V201H217V205H218V203L221 205H223L224 204V206H225V204H227L228 202V207H233L234 208V205H235V207L236 208H234V209H236L237 210V208H238V206H239V208H238V213H239V215H238V217L239 218H236L235 217V211H234V209H231V210H233L232 212L234 213L233 214V219L234 218H236V219H232V220H230L229 218V220L228 219H226L227 217L226 216H224L225 218H223L222 216L224 215H222V216H220V214H219V212H221L222 211V209H221V207H223L222 205L221 206H217V205H214L215 203H214V201H216L217 200ZM226 197V199L225 200H228V201H225L224 200V198ZM228 197V198H227ZM157 198V197H156ZM182 198H184V200L182 199ZM216 198V199H215ZM259 199H260V197H258ZM159 199V198H158ZM190 199H192V201L190 200ZM210 199H212L211 200V204H209L208 205V207L209 206H212L213 207V210H212V207H209V209L206 207V208H203L204 207V202L206 201V202H209L210 201ZM215 199V200H214ZM220 199V200H219ZM257 198H255L254 200H256ZM256 200L257 202H259V203H262L261 201H263V203H264V200ZM173 200V199H172ZM225 201V202H224ZM175 202V201H174ZM180 202H178L180 205H182V203H180ZM233 204V206H230V204L231 203ZM241 203V204H240ZM254 203H255V201H254ZM262 203V204H263ZM179 204H177V205H179ZM256 205H260V204H258V203H255ZM195 205V204H194ZM195 205V206H196ZM202 205V206H201ZM264 205V204H263ZM262 205V206H263ZM206 206H207V204H206ZM214 207L216 208V209H218L219 211L218 212H216L215 213V211H216V209H214ZM242 207V206H241ZM255 207V206H254ZM211 208V209H210ZM226 208V207H225ZM225 208H224V211H225ZM229 208V209H230ZM165 209V208H164ZM201 209V210H200ZM207 209V210H206ZM229 209H227L224 213L226 214V212L227 213H231L230 211L228 212V210ZM239 209L241 210V214L243 215V213H244V215H247V218H245L246 216H244V218L247 220H243V221H240V219L242 218V215H241V217H240V212H239ZM170 210H174V209H170ZM215 210V211H214ZM236 211V212H237ZM256 211H257V209H256ZM178 212H179V214H178ZM182 212V211H181ZM201 212V213H200ZM203 212V213H202ZM214 213L215 214V216L217 215L218 217L217 218H215L214 219V214L212 215V216H210L211 214H208V213ZM250 212V213H249ZM172 213V212H171ZM237 213V214H238ZM247 213V214H246ZM134 214V220L137 222V217H144V221H143V218H141V219H139V223L140 224H142L143 222H145L146 220H145V216H147L146 218H148V217H151V215H149L147 212L145 213H143V215L141 216L139 213H137V212H134L133 213ZM149 216H148V215ZM183 212L180 214V209L177 211V216H179V219L183 216ZM198 214H201L202 216H203V214H204V218H202V216L201 215H199L198 216ZM207 214V215H206ZM219 214V215H218ZM236 214V215H237ZM248 214H250V215H248ZM139 215V216H138ZM232 214H230V216H231ZM256 215V214H255ZM136 216V217H135ZM211 218H210V217ZM249 216H250V218H254L253 220L254 221H252V219H250V220H248L249 219ZM199 217V218H198ZM222 218L223 219V221H225V219L226 220H228L226 223L227 224H224L225 225V227L223 226V221H218V220H216V219H219V218ZM137 218V219H136ZM208 218V219H211V222H209L208 220V222H209V224L207 223V221L205 222V220ZM151 219V218H150ZM150 219H148L147 221L149 222L148 224H145V226L146 225H148V227H149V225L150 226H152V228L153 229H155L156 230V223H153V224H150L151 222H150ZM198 219H199V222H198ZM257 219V218H256ZM260 219V218H259ZM152 220V219H151ZM143 221V222H142ZM196 221V222H195ZM203 221V222H202ZM233 222V225H230L232 222ZM246 221V222H245ZM259 221V220H258ZM222 222V223H221ZM241 222V223H240ZM256 222H257V220H256ZM263 222V221H262ZM261 221H259V224L261 225V223H262ZM145 223H147V222H145ZM216 223V224H215ZM218 223V224H217ZM144 224V223H143ZM219 224H221V226H223V228L225 229L224 231H223V228L220 230L219 229ZM207 225V226H206ZM243 225V224H242ZM252 226V225H254V227H258L257 229L259 230V231H257V229H256V231H255V228H252V227H250V226ZM262 225H264V224H262ZM143 226V225H142ZM157 227H158V225H157ZM217 227V228H216ZM229 228V227H228ZM231 228V227H230ZM249 228V229H248ZM253 229V232L255 231L256 233H253L250 229ZM211 229V228H210ZM213 229H212V232H215V231H213ZM217 229H219V230H217ZM233 229V230H234ZM262 229H263V227H262ZM221 232V233H220ZM250 232H252L251 234H249ZM233 233V232H232ZM235 233V232H234ZM227 234V233H226ZM227 235H230V236H232L231 234H227ZM246 235H249V237L248 236H246ZM246 237V238H245ZM262 237V236H261ZM260 237V238H261ZM264 237V236H263ZM263 237L261 238V240L259 241V242H261L262 240V245H261V248L260 249H258V248H256V247H254L255 246V244H258V242H255L256 240L254 239V243H253V250H254V253H255V250L256 251H258V252H256V257L258 256L259 257V255L258 254H260V252L262 251V249H263V253H264V239H263ZM253 238V237H252ZM251 238V240L253 241V239ZM228 239V238H227ZM237 239V240H238ZM246 239V240H245ZM258 239V238H257ZM244 240H245V242H244ZM251 240H249L248 242H251ZM258 241V240H257ZM237 241H235L234 243L235 244H237L236 243ZM247 244V243H246ZM245 245V244H244ZM247 246H249V244H247ZM258 246H260V244L258 245ZM250 247H252V242H251V245H250ZM261 256H263L264 257V254L262 255V253H261ZM262 258V257H261Z\"/></svg>",
  "mask_w": 264,
  "mask_h": 264
}]
</instances>
